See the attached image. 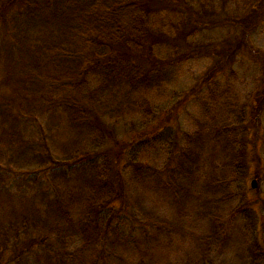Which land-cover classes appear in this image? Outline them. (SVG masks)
Returning <instances> with one entry per match:
<instances>
[{
  "label": "trees",
  "instance_id": "16d2710c",
  "mask_svg": "<svg viewBox=\"0 0 264 264\" xmlns=\"http://www.w3.org/2000/svg\"><path fill=\"white\" fill-rule=\"evenodd\" d=\"M261 27L264 0H0V264H216L239 241L234 264H264V214L223 207L253 170L264 184ZM208 57L187 87L181 70ZM192 100L207 129L180 134ZM116 125L128 140L104 152ZM153 147L160 168L139 161Z\"/></svg>",
  "mask_w": 264,
  "mask_h": 264
},
{
  "label": "rangeland",
  "instance_id": "374dc122",
  "mask_svg": "<svg viewBox=\"0 0 264 264\" xmlns=\"http://www.w3.org/2000/svg\"><path fill=\"white\" fill-rule=\"evenodd\" d=\"M220 1L221 0H216V3H220ZM221 7L222 6H220V9ZM253 44H255V46L258 48L260 47L264 49V28L261 27L257 30L255 35L253 36ZM242 53H243V50H239L236 54L238 55L237 58H242ZM230 59L232 58H229L227 60H230ZM214 63H215V60L209 57L206 59L200 60V61L194 60L191 63H188L185 65V68L181 70V72L179 73V76H184L182 79L184 83L188 81L187 87H189L192 82L194 84L196 77L200 78L201 75L209 72L211 66ZM235 63L237 64V68L241 72L242 81L244 82L241 84L232 82V84L236 86V91L238 92V96H237V100H238L239 95H241L240 91L244 92L246 88L249 91L252 90V88L254 87L253 82H255L254 77L258 76V66L260 64L263 65V63H261L260 61L258 65H255V63L253 62V59H250L249 61H245L243 64L242 63L238 64L237 62ZM219 79L221 80L222 84L229 83V82L227 83L224 79L220 77ZM172 88L178 89L177 86H172ZM240 100H242L241 97L239 98L238 101ZM202 115L203 113L201 111V107L196 102V100L187 101L184 104L180 105L179 113L177 112L173 118V124L177 127L179 126L178 131L180 134L182 130L187 133H192L195 130H204V129H207L204 127V125H207V124L204 123L203 125V122L201 120ZM201 132L202 131H200L199 133ZM114 133H115V137L107 138L108 141L103 147L104 152L109 151V147L114 141H119V143L123 144L128 140V137H129L128 132L125 130V128L122 125H116ZM179 143L180 144L184 143L183 138L179 139ZM206 144L211 145V141L207 139ZM204 154L206 155V153ZM164 155H165L164 149H162L161 147H153L151 152L149 151L148 154H144L143 158L142 157L139 158V161H142L147 164H151V165H154L160 168L163 165L164 159L166 158V156L164 157ZM113 156L114 155L112 153V157ZM121 159L123 160V162L120 161V168L125 169L124 174H126L127 170L133 173L135 170V166L131 164L129 156H121ZM254 179H256V177H255V171L253 170L252 173H250L246 177V179L243 178L242 183L245 185L244 191L243 192L234 191L235 194L232 197V199L230 201H227L223 207H225L226 205H230L232 206V209H236L238 207L240 198L243 197L247 204L256 205V207H258V211L261 214H264V204H263V201L259 198L260 195L264 197V184L258 181L257 187L252 188L251 182ZM128 183H129L128 185L129 189L131 187V190L133 192H141L143 190L142 185L139 183L130 182V180H128ZM243 194H247V195L244 197ZM248 195L252 199H255V198L257 199L251 200ZM162 212L164 213L165 211H162ZM229 220H230L229 212H227V209L223 210L221 221L224 223V227L226 228L227 231H229L228 229ZM242 222H243V215L239 213L237 214L236 219L233 222V227L237 231L236 232L237 234L233 236L234 241H237L241 238L240 231L242 230ZM263 226L264 224L262 223L259 229L260 232H259L258 242L264 254V234L262 232L264 230ZM229 228L233 230L231 224H229ZM239 242L237 243L233 242L231 244V248L228 249L226 252H220L218 249V253L215 258L216 264H234L233 261H234L235 255H237V253H240L241 255H243L244 253L243 247H239L238 249L235 247ZM242 261L243 260L241 258L239 264H241Z\"/></svg>",
  "mask_w": 264,
  "mask_h": 264
},
{
  "label": "water",
  "instance_id": "95a60500",
  "mask_svg": "<svg viewBox=\"0 0 264 264\" xmlns=\"http://www.w3.org/2000/svg\"><path fill=\"white\" fill-rule=\"evenodd\" d=\"M252 187H253V188H256V187H257V181H256V180H253V181H252Z\"/></svg>",
  "mask_w": 264,
  "mask_h": 264
}]
</instances>
